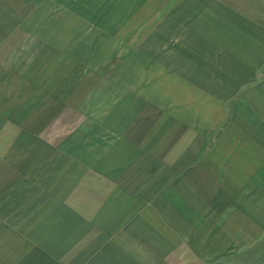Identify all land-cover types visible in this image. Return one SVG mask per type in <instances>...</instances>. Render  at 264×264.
I'll list each match as a JSON object with an SVG mask.
<instances>
[{
    "label": "rangeland",
    "instance_id": "374dc122",
    "mask_svg": "<svg viewBox=\"0 0 264 264\" xmlns=\"http://www.w3.org/2000/svg\"><path fill=\"white\" fill-rule=\"evenodd\" d=\"M6 2L16 8L21 1ZM150 3L159 11L176 6L170 0L28 1L22 16L33 31L25 56L37 63L24 66L22 75L41 78L35 86L11 73L1 81L26 92L23 101L0 97L6 105L0 120V263L19 257L35 264H264L263 155L250 153L240 129H232L226 98L215 89L208 93L206 80L187 77L201 46L194 45L197 33L178 29L182 17H153L155 29L141 30ZM55 50L72 55L71 73L84 75L81 80L66 78L71 73L60 70ZM70 101L76 110L68 108ZM39 103L44 107L34 112ZM56 104L49 135L16 142L18 122L28 116L34 123ZM214 141L219 148L208 159ZM164 143L162 170L153 157ZM196 153L208 170L202 177L187 175L186 163ZM175 182L180 189L200 185L210 208L176 198ZM170 217L184 218L183 231H169L176 226L165 223Z\"/></svg>",
    "mask_w": 264,
    "mask_h": 264
},
{
    "label": "crops",
    "instance_id": "0c3cea01",
    "mask_svg": "<svg viewBox=\"0 0 264 264\" xmlns=\"http://www.w3.org/2000/svg\"><path fill=\"white\" fill-rule=\"evenodd\" d=\"M6 1L7 0H0V97L1 100L4 101L12 95H18L19 97L22 92H26V87L22 88L21 85L19 88H10L7 84L4 85L1 83L2 80L10 79L5 77V75L11 73L13 74V77H11L13 79L27 78L33 81L35 80L34 86L40 83L38 80L41 78L40 75L38 77H24L22 75L25 71L24 66H29L30 68L37 63V58L32 59L29 57V53L28 56H25L27 52L26 49L30 47V44L27 41L28 33L33 30L27 28L28 25L24 23L22 12L30 0H18L21 2L19 4L17 3L19 7L16 8L7 4L8 2ZM170 1L172 5L176 2V6L169 7L167 5V7L160 8V11L158 9L154 10L152 3L146 4L144 8V15L146 17L144 18L143 24L139 25L143 27L141 30L144 29V31H152L153 28L155 29L157 23L154 20L157 18L154 19L153 17L160 16L162 18L163 16L170 14L182 17L181 22H179L178 29L180 31L187 30L197 33L193 38L196 43L194 45L201 46V49L197 51L199 54H197V58L194 59L192 69L187 74V77L197 80L198 78L206 80L208 93H210V91H214L215 89V91L218 90L216 92L221 96L222 100L226 98L225 105L228 106L225 107V110L230 107L232 115L235 117L234 123H232L233 120L230 122L233 126L232 129H240V139L248 141V145H251L248 149L249 152L251 153L254 151L257 154H262L263 156L260 158L264 159V0ZM139 6L140 5H136V8H139ZM46 30L51 31L49 25ZM212 33H216L215 36H213ZM222 33H224V36L221 35L220 38L218 35ZM212 37L213 39H211ZM55 43L56 42H53L52 44L55 45ZM40 44L41 42L38 40L36 47H39ZM49 45L50 43H47L46 45L45 41L42 46L48 48ZM62 51L55 50L58 55V59L61 60L59 62L63 61L59 68L62 71L64 70V73H71L72 65L75 62L70 64L72 55L68 54L66 51ZM217 53L219 54L218 57ZM214 55L216 60H211ZM57 62L58 61L55 60L54 64L57 65ZM74 65H76L74 66L75 68L78 66L77 64ZM19 66H21L20 71ZM46 75L47 72L42 79H46V77L48 78V75ZM74 77L75 79L81 80L84 75L75 76L71 73V75L66 78L73 79ZM86 78L87 75L84 79ZM181 78L184 77L181 76ZM217 80H221L223 82L220 83ZM38 88L40 87L35 89ZM32 89L33 88H31V90ZM73 89L72 85H70L68 98L71 96L69 100L72 101L74 92ZM43 91L48 93V90L46 89ZM78 100L75 99V101ZM19 101H23V99L19 97ZM230 101L231 105L229 104ZM56 102H58V99ZM63 102H66V100ZM196 105L198 107L197 110L202 109L199 101ZM5 107L6 105L0 106V120L5 118V114H3ZM9 107L14 106L12 105ZM42 107H44V105L39 103L37 105V109L33 111L41 112ZM77 107L78 104L71 103L68 105V108L73 111L76 110ZM28 109H30L28 108V105L24 104L23 111L26 113ZM58 111L59 108L56 104L52 107L49 106L47 110L45 109L42 115H36V121L34 123L27 122L28 116L23 123L18 122L17 125L20 128V132L16 137V142L32 143L29 141V138L31 137L39 138L40 136L49 135L48 126L52 124V121L56 117ZM204 111L206 112L207 110ZM257 118L258 121L257 124H255ZM165 122H167V120ZM2 124H4V121L0 122V126ZM225 135L228 136V131ZM231 137L234 138L235 144L236 134H232ZM147 139H149V137H147ZM144 142L148 143L147 140H144ZM146 145H148V147L150 146L149 144ZM168 148V143H164L161 148L160 155L154 157L151 156L152 154L149 152L150 150L146 148L145 151L148 152V155L143 154L142 157L147 155L150 158L153 157L156 160H160V167L164 170L165 166L167 167L164 163V157L167 154ZM218 148V144L214 141L207 153L209 154L208 159L212 154L210 150L213 149V151H215ZM156 152H159V150L156 149L155 154H157ZM192 153H190L191 156L195 154L194 152ZM256 153L254 154L256 155ZM196 154L198 155L192 158L193 162L188 161L186 163V166L188 167L187 175L189 176H201L204 171H208L206 169V165H204L205 161H201L202 153ZM147 156L143 160L140 159L137 161V163L142 165L144 160L147 159ZM255 158H258L257 155ZM249 169H252L253 171L254 167H250L248 170ZM258 170L259 169H256L254 173H257ZM192 184L195 185L194 180H192ZM186 185L187 188L183 189H180L176 182L175 186L171 185L176 198L182 197L185 201L193 205V200L195 201L197 199L202 206L204 203V209L206 208L208 210L210 207L207 204V201L200 198L202 187L200 185L198 186L200 190L199 192L197 187L193 185L189 187L187 183ZM187 191L189 193H187ZM165 223L176 225L175 227L169 228V231L176 230L179 232V230H182L179 228V225L185 224L186 221L184 218H182L181 221L177 217H170L166 219ZM154 250L160 249L156 247ZM29 251L32 250L30 249ZM164 254L165 253L163 251L156 253V255L159 256L158 260H162ZM18 259L19 257L16 259L13 257L11 264H35V261L33 260L34 262H32L31 259ZM5 263L6 261H2L0 264Z\"/></svg>",
    "mask_w": 264,
    "mask_h": 264
}]
</instances>
